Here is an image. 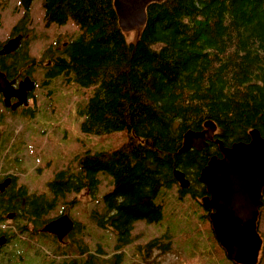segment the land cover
Listing matches in <instances>:
<instances>
[{
	"label": "trees",
	"instance_id": "obj_1",
	"mask_svg": "<svg viewBox=\"0 0 264 264\" xmlns=\"http://www.w3.org/2000/svg\"><path fill=\"white\" fill-rule=\"evenodd\" d=\"M17 1L25 12L11 35L22 33L23 41L2 56V68L18 79L42 67L47 79L63 76L67 82L92 87L80 109L83 129L122 130L126 139L81 154L76 169L57 170L40 193L29 191L27 184L9 185L0 192V220L6 211H14L19 238L34 253L39 247L30 238L41 241L45 236L43 243L53 250L44 253L52 255L46 264H99L109 246L115 252L106 260L120 264L121 249L135 239V222H159L163 203L157 198L163 188L177 184L180 197L189 192L201 206V223L193 232L207 231L217 253L231 259L214 232L211 209L203 205L208 191L199 180L209 158L222 155L219 144L212 139L202 148H180L184 133L203 129L206 120L217 124L214 137L226 145L249 141L254 127L264 135V0L153 1L147 5L145 25L132 31L121 28L114 0H42L46 25L73 19L79 33L55 48L50 44L39 59L27 45L33 0ZM177 167L190 179L189 187H180L174 175ZM100 171L110 174L112 182L103 194V208L91 212L96 228L89 230L70 215L75 220L66 236L70 241L62 243L43 231L56 217L49 214L59 201L62 212L69 213L82 191L96 197ZM103 228L116 233L115 243ZM170 241V236L167 241L157 236L145 246L168 251Z\"/></svg>",
	"mask_w": 264,
	"mask_h": 264
},
{
	"label": "rangeland",
	"instance_id": "obj_2",
	"mask_svg": "<svg viewBox=\"0 0 264 264\" xmlns=\"http://www.w3.org/2000/svg\"><path fill=\"white\" fill-rule=\"evenodd\" d=\"M24 12L17 0H0V44L11 35L12 27ZM29 14L26 24L27 45L30 54L38 59L50 44L55 48L57 44L64 43L79 33V27L73 19L63 24L46 25L42 0L32 1ZM43 74L44 69L37 67L31 75L38 84L32 90L33 96H30L27 107L14 112L0 104V177L5 173H13L17 177L16 186L27 184L29 191L37 193L43 190L46 181L57 170L65 167L76 169L77 159L81 154L115 147L126 139L122 130L94 133L83 129L84 114L80 109L91 95L92 87L82 86L75 81L67 82L63 76L47 79ZM98 175L102 181L96 197L82 191L79 202L69 212L75 220L85 223L89 230L96 228L91 212L103 208V194L112 182L110 174L100 171ZM157 201L163 203V218L159 222H148L146 219L135 222V239L121 249L124 255L120 264H234L224 254L217 253L207 231L203 229L201 235L193 232L201 223L199 213L202 210L191 193L180 197L178 185L174 184L163 188ZM62 206V201H59L49 216L63 213ZM9 211L11 210L6 211L5 219L0 220V231H18V217L15 215L9 218ZM258 230L263 238L258 264H264V202L260 207ZM102 231L111 233L113 243L116 242L117 235L112 229L103 228ZM103 233L100 232V235ZM77 236L79 235H74ZM157 236L166 241L170 236L171 247L168 251L145 246ZM42 237L39 238L41 241L30 238L39 247L38 253H34L33 249L27 250L28 243L25 239L23 245L14 241L17 251L4 247L0 251V264H46L52 255L46 257L44 253L52 254L53 250L47 243H43ZM68 240L70 241V237H65V241ZM7 250L9 255L4 253ZM102 252L99 264H110L106 258L115 252L114 246H109Z\"/></svg>",
	"mask_w": 264,
	"mask_h": 264
},
{
	"label": "water",
	"instance_id": "obj_3",
	"mask_svg": "<svg viewBox=\"0 0 264 264\" xmlns=\"http://www.w3.org/2000/svg\"><path fill=\"white\" fill-rule=\"evenodd\" d=\"M153 1L163 0H114L121 28L132 31L143 27L148 18L147 5ZM22 41V33L8 38L0 47V55L14 52ZM15 82L0 69V91L4 94L5 104L12 109L28 104L29 92L36 86V80L29 74L20 79L17 87ZM12 97H17V100L12 102ZM204 126L198 130L188 129L180 150L202 148L212 139L219 144L222 155L213 154L199 174V180L208 191L202 202L211 209L214 232L226 248L227 255L240 264H257L263 244L258 218L264 202V135L254 127L250 130L249 141L226 145L221 138L214 137L217 132L214 121L206 120ZM174 175L180 187H189L190 179L184 170L177 167ZM11 182V176L1 181L0 191H4ZM13 215L14 212L8 213L9 217ZM74 226L75 220L65 212L45 223L42 230L55 234L59 241H63ZM5 242L6 236L1 235L0 245Z\"/></svg>",
	"mask_w": 264,
	"mask_h": 264
},
{
	"label": "flooded vegetation",
	"instance_id": "obj_4",
	"mask_svg": "<svg viewBox=\"0 0 264 264\" xmlns=\"http://www.w3.org/2000/svg\"><path fill=\"white\" fill-rule=\"evenodd\" d=\"M12 31H14V30H12ZM18 33H19V32H16V33H14V34L8 36V38L11 37V36H15V35L18 34ZM8 38H7V39H8ZM3 55L5 56L6 54H3ZM3 55H0V69L6 73V76L8 77V79H10V80L15 79V80H16V82L14 83V85L17 87V86L19 85V81H20L21 78H18V79H17V78L10 77V76L7 74V71H6L5 69L2 68L1 58H2ZM34 79H35V78H34ZM37 84H38V81L36 80V86H37ZM30 96H33L32 91L29 92V98H30ZM16 100H17V97H12V99H11L12 102H15ZM0 104H1L5 109H11V110L14 111V112H15V111H18L20 108L27 107V104H26V105H25V104H22V105L18 106L16 109H12L10 106H7V105L5 104L4 94H3V92H1V91H0ZM9 176L12 177V182L10 183V185L13 184L14 182L16 183V179H17V178H16V175L13 174V173H5L4 176L2 175V176L0 177V182L3 181L6 177H9ZM0 192H3V191H0ZM13 212H14V211H13ZM15 215H16V213L14 212V215L11 216V217H9V218H13ZM16 229H17V228H16ZM14 231H15V232H14ZM1 235H5V236H6V242H5L3 245H0V251H2V250L4 249V247H8V250H11V249H12V250H16V251H17V248L15 247L16 245L14 244V241H15V240L17 241V243H20V244L23 245V240H21V239L19 238V233H18V231H16L15 229L10 230V231H7V232L0 231V236H1ZM56 237H57V236H56ZM57 239H58V238H57ZM63 241H65V238H64ZM8 250L4 252V253H6V255H9Z\"/></svg>",
	"mask_w": 264,
	"mask_h": 264
},
{
	"label": "crops",
	"instance_id": "obj_5",
	"mask_svg": "<svg viewBox=\"0 0 264 264\" xmlns=\"http://www.w3.org/2000/svg\"><path fill=\"white\" fill-rule=\"evenodd\" d=\"M60 242H62V241H60Z\"/></svg>",
	"mask_w": 264,
	"mask_h": 264
}]
</instances>
